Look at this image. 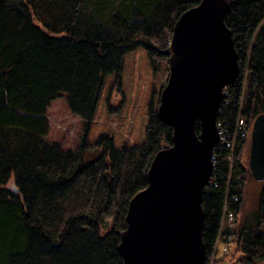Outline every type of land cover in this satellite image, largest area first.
<instances>
[{
	"label": "trees",
	"instance_id": "16d2710c",
	"mask_svg": "<svg viewBox=\"0 0 264 264\" xmlns=\"http://www.w3.org/2000/svg\"><path fill=\"white\" fill-rule=\"evenodd\" d=\"M37 1L55 10L63 29L38 18ZM200 1L0 0V264H124L118 246L129 203L147 187L155 155L172 144L173 129L158 114L169 41ZM228 1L241 72L225 120L234 123L247 71L244 115L252 124L264 114V0ZM63 95L83 122L73 151L45 141L48 108ZM242 146L230 179L220 153L217 186L203 196L204 264L228 197H239L240 223L249 173ZM70 200L79 213L65 221ZM256 212L234 239L236 264L264 262V187Z\"/></svg>",
	"mask_w": 264,
	"mask_h": 264
},
{
	"label": "water",
	"instance_id": "95a60500",
	"mask_svg": "<svg viewBox=\"0 0 264 264\" xmlns=\"http://www.w3.org/2000/svg\"><path fill=\"white\" fill-rule=\"evenodd\" d=\"M229 10L228 0H201L176 22L158 110L173 129L172 144L155 155L147 187L129 203L118 246L124 264H204L207 259L202 201L219 141L217 115L224 88L241 72L225 22ZM248 165L264 182V114L253 121Z\"/></svg>",
	"mask_w": 264,
	"mask_h": 264
},
{
	"label": "rangeland",
	"instance_id": "374dc122",
	"mask_svg": "<svg viewBox=\"0 0 264 264\" xmlns=\"http://www.w3.org/2000/svg\"><path fill=\"white\" fill-rule=\"evenodd\" d=\"M51 12L52 9L48 6V3L45 4L40 1L36 2L35 13L38 18L52 28H58L59 30L63 29L64 25L57 23L59 15L56 14L54 9L53 14H51ZM247 75L248 72L246 71L245 76ZM47 118L50 124V130L48 136L45 138V141L51 144H60L65 150H75L80 141L83 122L79 117H77L70 111L67 103V95H63L61 98L51 103L47 111ZM250 151L251 140L249 139L247 143L243 144L242 149L240 150V161L248 170ZM263 187V181H257L253 177V175H251L249 170L245 185V195L241 206V213L239 218L240 223H238L232 242L227 246H223L227 247L228 250L224 251L222 248H219L214 256L213 254L212 256L210 255L212 264H236V261L238 260V253L235 252L234 239H236V237L241 233L245 226L249 227L250 224L254 225L256 223L255 218L258 214L256 211L258 209ZM78 207H80V205L73 203L72 200H70L65 205V221L68 220L70 216L79 213ZM63 229L64 223L59 226L57 235L60 234ZM101 234L103 236L105 235L103 232H101ZM232 254L233 258L231 257ZM222 261H226V263H222ZM211 262L209 259V264H211ZM261 264H264V262H262Z\"/></svg>",
	"mask_w": 264,
	"mask_h": 264
},
{
	"label": "built area",
	"instance_id": "2783aa9c",
	"mask_svg": "<svg viewBox=\"0 0 264 264\" xmlns=\"http://www.w3.org/2000/svg\"><path fill=\"white\" fill-rule=\"evenodd\" d=\"M172 37L173 35L171 36V39L169 41L170 46L172 44ZM245 77L247 78V76ZM246 78L243 83V91L238 106L239 110L237 111L233 124H230L228 121L225 120V112L230 106V99H231V92L229 86L225 87L223 90L224 100L219 108L217 115V123H216L219 141L217 146L213 150V155H212V161L214 167L213 175L210 179V182L206 190H209L217 186L218 178L216 176V173L214 172L217 170L222 158L220 153L223 151L227 152V154L224 157V161L229 164V179H230L232 175L234 159L237 154V151L242 144L247 143L248 138L250 136L252 124L248 123L244 115L245 102H246L245 101L246 87H247ZM219 116L220 119H218ZM238 202H239V197H234L232 200H230L229 197L226 199L223 207V213L221 215L218 236L215 241L211 256L212 254L214 256L219 248H222L224 251L228 250L227 247H223V246H227L232 242L235 231L237 229L238 226L237 213L234 211L233 206L235 205V203ZM210 262H211V257H210Z\"/></svg>",
	"mask_w": 264,
	"mask_h": 264
},
{
	"label": "flooded vegetation",
	"instance_id": "af4514ba",
	"mask_svg": "<svg viewBox=\"0 0 264 264\" xmlns=\"http://www.w3.org/2000/svg\"><path fill=\"white\" fill-rule=\"evenodd\" d=\"M252 131H253V122H252V127H251V131H250V136H249V138H248V141H249V139L251 140V137H252ZM199 133V132H198ZM247 141V142H248Z\"/></svg>",
	"mask_w": 264,
	"mask_h": 264
},
{
	"label": "crops",
	"instance_id": "0c3cea01",
	"mask_svg": "<svg viewBox=\"0 0 264 264\" xmlns=\"http://www.w3.org/2000/svg\"><path fill=\"white\" fill-rule=\"evenodd\" d=\"M81 120V119H80Z\"/></svg>",
	"mask_w": 264,
	"mask_h": 264
}]
</instances>
